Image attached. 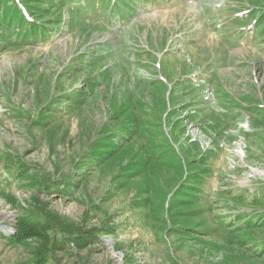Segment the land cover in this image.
Instances as JSON below:
<instances>
[{"label":"rangeland","instance_id":"374dc122","mask_svg":"<svg viewBox=\"0 0 264 264\" xmlns=\"http://www.w3.org/2000/svg\"><path fill=\"white\" fill-rule=\"evenodd\" d=\"M0 264H264V0H0Z\"/></svg>","mask_w":264,"mask_h":264},{"label":"trees","instance_id":"16d2710c","mask_svg":"<svg viewBox=\"0 0 264 264\" xmlns=\"http://www.w3.org/2000/svg\"><path fill=\"white\" fill-rule=\"evenodd\" d=\"M47 230L48 228L45 226V224H34L32 222H28L26 219H19L15 227V233L12 236L19 242H23L28 239L38 238L43 241L45 245H47L51 241L50 234ZM81 238L82 241L80 240L78 242L80 244H84L85 241H83V237ZM47 246L45 248H47ZM44 256L45 251L44 249H42L37 254V258L40 263L45 262L46 258Z\"/></svg>","mask_w":264,"mask_h":264}]
</instances>
